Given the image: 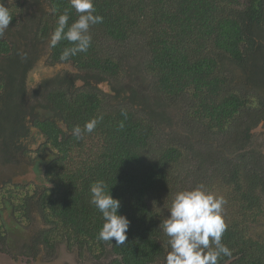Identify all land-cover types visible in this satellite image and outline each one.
<instances>
[{
    "label": "trees",
    "instance_id": "16d2710c",
    "mask_svg": "<svg viewBox=\"0 0 264 264\" xmlns=\"http://www.w3.org/2000/svg\"><path fill=\"white\" fill-rule=\"evenodd\" d=\"M3 3L28 41L21 49L9 28L0 37V166L21 152L48 161L40 184H0V241L15 232L17 239L38 214L44 227L23 245L33 258L68 242L96 258L113 254L109 264H165L170 249L159 225L172 201L166 196L192 180L191 187L203 183L226 200L222 243L231 255L218 264H264V150L245 147L264 121V0H94L103 23L90 26L88 51L67 61L59 57L72 45L51 47L50 37L59 14L68 12L69 25L78 18L69 0ZM30 4L35 19L21 15ZM101 37L140 46L134 69L148 78L153 101L135 85L124 87L126 62L104 51ZM45 43L48 63H70L78 73L60 72L41 82L39 95L27 94L37 59L31 47ZM179 101L188 131L160 143L159 127L174 123L166 109ZM92 118H99L94 131L77 139L73 127ZM31 134L43 138L33 151L24 143ZM96 180L130 221L122 246L97 238L103 220L89 202Z\"/></svg>",
    "mask_w": 264,
    "mask_h": 264
},
{
    "label": "clouds",
    "instance_id": "9594fccd",
    "mask_svg": "<svg viewBox=\"0 0 264 264\" xmlns=\"http://www.w3.org/2000/svg\"><path fill=\"white\" fill-rule=\"evenodd\" d=\"M78 18L69 25V14L65 11L56 19V27L50 37V46L56 47L62 40L72 46L65 47L60 54L61 61H67L79 53H86L92 43L90 26L103 23L104 17L96 14L94 0H69ZM13 16L9 7L0 0V37L9 28ZM99 118L86 121L83 128L75 125L73 135L80 139L84 133L94 131ZM90 204L101 213L103 224L97 238L104 242L114 240L122 246L127 239L130 221L118 214L119 199L113 198L103 180L90 185ZM223 196L210 191L199 183L177 191L168 208V215L161 221L159 229L168 238L170 251L165 256V264H218L222 256H230L231 250L222 243L227 225L223 216Z\"/></svg>",
    "mask_w": 264,
    "mask_h": 264
},
{
    "label": "rangeland",
    "instance_id": "374dc122",
    "mask_svg": "<svg viewBox=\"0 0 264 264\" xmlns=\"http://www.w3.org/2000/svg\"><path fill=\"white\" fill-rule=\"evenodd\" d=\"M10 7H12V2H10ZM16 11L17 12H15V14H19L17 9ZM18 14H16L17 17ZM21 15L28 18H34L38 17L39 13L37 8L30 4L27 6L25 12L21 13ZM16 30H18V28L9 24V31H11L10 33L13 35L15 43L22 49L24 48L25 42L27 43L28 39L25 36L23 38L20 33H16ZM101 41L104 43V51L108 53L110 52L114 56H117L123 60V62H126V65L124 66L127 70L128 76L122 80L124 87L128 89L129 87L135 85L140 95L145 96L149 94V97L153 101L154 97L151 94V87L147 81L148 78L146 79L144 73L134 69L135 65L137 66V63L140 62L143 57V52L140 46L136 44L121 45L112 41H108L104 37H101ZM39 51L41 55L33 64V67L28 71L25 79L27 94L36 95L37 93L39 95L40 90L38 85L41 80L51 77L57 72L62 73L65 70L71 69L72 66L70 63H56L53 65L47 64L48 62L46 56L49 51L47 43L41 44ZM77 84H80V82H77ZM100 87L103 88L104 91L110 92L109 86L106 82L100 83ZM155 99H157V97ZM136 107L138 109L141 108L140 105ZM185 109V103L180 101L175 105L172 104L167 107L166 110L170 114L169 117L172 118V122L174 123L172 124L169 121L163 122L159 127L157 133L160 143L175 139L176 134L184 135L183 132L188 131L187 128L189 127L190 122L185 116ZM251 133V139L245 146L246 150L262 152L264 150V121L259 122L257 126L251 129ZM41 141H43L41 136H34L31 134L27 139H25L24 143L27 144L29 149L33 151L37 148ZM34 155V152H31L29 156L26 154L24 155L21 152L17 154L16 159L12 163L0 166V184L4 181H11L12 183L34 182L37 184L44 182L42 170L44 168L43 166L47 163L48 157L46 156L45 158H38V156L34 157ZM38 160L40 161L39 165L37 162ZM34 163L36 164L34 165ZM37 167L38 170H36ZM193 183L195 182H192V180H189V182L183 180L182 182H179V184H177L174 189L172 188V192L169 194L167 193L168 196L165 194L164 196L171 197L172 199L177 191L189 189ZM3 216L5 220L9 219L7 211L3 212ZM41 227H44V223L41 217H39L37 214L33 217V221L29 223L21 232L24 231L27 236L28 233H32L33 228L34 230H37ZM12 237L14 239L16 238V232L12 234L9 243H6V239L0 241V264H109L110 260L113 258V254H103L98 258L92 256L87 251H83V253L80 254L79 249L74 246L75 244H72L70 247H68L65 242L59 243L53 254L46 253L42 249L36 255V257L33 258L30 254L23 252L20 244L16 243L17 239H15L14 241L16 242H14Z\"/></svg>",
    "mask_w": 264,
    "mask_h": 264
},
{
    "label": "flooded vegetation",
    "instance_id": "af4514ba",
    "mask_svg": "<svg viewBox=\"0 0 264 264\" xmlns=\"http://www.w3.org/2000/svg\"><path fill=\"white\" fill-rule=\"evenodd\" d=\"M40 46H41V44H39V45H37L36 47H31L32 48V50L34 51V53H35V55L37 56V59L39 58V56L41 55V53H40V51H39V49H40ZM48 49H49V51H48V54H47V56H46V58H47V62H49L48 61V57H49V54H50V47H49V45H48ZM36 59V60H37ZM36 62V61H35ZM47 64H49V65H53V64H56V62L55 63H53V64H50V63H47ZM72 65V64H71ZM70 66V65H69ZM74 69V70H73ZM69 72V73H73V74H77L78 73V70H76L75 69V67L72 65L71 66V69H68V70H65L64 72ZM57 74H59V72H57V73H55L53 76H51V77H48V78H46V79H49V78H53V77H55ZM46 79H43V80H46ZM43 80H41L40 82H39V85L41 84V82L43 81ZM102 82H106L107 84H108V86H109V90H110V92L109 93H113L112 91H111V87H110V82H108V81H101L100 83H102ZM100 83H98L97 84V86L99 87V88H101L100 87ZM38 85V87L41 89V85L39 86ZM103 91H104V89L103 88H101ZM104 92H106V91H104ZM106 93H108V91L106 92ZM38 158H40V157H38ZM48 161V160H47ZM39 163H40V161L38 160V165H39ZM36 163H34V165H35ZM43 167H45V165L43 166ZM36 170H38V167H37V169ZM43 170H44V168H43ZM43 170H42V173H43ZM23 183H25V185H27V183H29V182H23ZM23 183H20V184H23ZM30 183H32L33 185H35V184H37V183H34V182H30ZM36 232V231H35ZM34 232V233H35ZM22 233H24L25 234V232H22ZM22 233H20V236L18 235V238H17V244H20V247H21V249L23 250V252H26L27 253V251H26V249L23 247V245H25V243H27V241H28V237H29V235H32L33 234V232L32 233H28V235L27 236H25L24 234H22ZM65 244L68 246V247H70L69 245H68V242H65ZM74 246H76L78 249H79V253L81 254V253H83V249L82 248H80L78 245H74ZM43 249V248H42ZM41 249V250H42ZM55 249H57V247L55 248ZM80 251H82V252H80ZM86 251V250H85ZM44 252H46V251H44Z\"/></svg>",
    "mask_w": 264,
    "mask_h": 264
}]
</instances>
